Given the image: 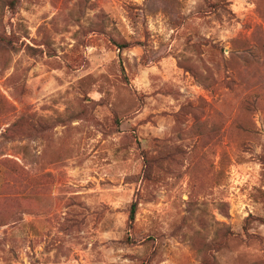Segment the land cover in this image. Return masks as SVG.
<instances>
[{"label":"rangeland","instance_id":"1","mask_svg":"<svg viewBox=\"0 0 264 264\" xmlns=\"http://www.w3.org/2000/svg\"><path fill=\"white\" fill-rule=\"evenodd\" d=\"M0 37V264H264V0H0Z\"/></svg>","mask_w":264,"mask_h":264},{"label":"trees","instance_id":"2","mask_svg":"<svg viewBox=\"0 0 264 264\" xmlns=\"http://www.w3.org/2000/svg\"><path fill=\"white\" fill-rule=\"evenodd\" d=\"M0 41L4 42L6 45H12L10 42V39H6L3 37H0ZM14 126V125H13ZM12 125L9 126L3 133H2V137H6L10 132H11V127H13ZM7 162L4 161V164H6ZM136 213H137V205L133 204L130 210V216H129V220L130 222H134L136 219Z\"/></svg>","mask_w":264,"mask_h":264}]
</instances>
